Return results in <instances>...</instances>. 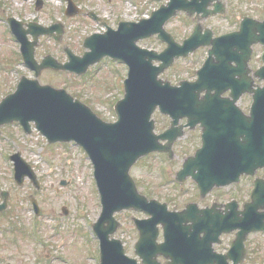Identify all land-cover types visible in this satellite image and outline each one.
I'll use <instances>...</instances> for the list:
<instances>
[{
    "label": "water",
    "instance_id": "1",
    "mask_svg": "<svg viewBox=\"0 0 264 264\" xmlns=\"http://www.w3.org/2000/svg\"><path fill=\"white\" fill-rule=\"evenodd\" d=\"M211 4L213 9L208 8ZM181 10L204 18L223 13L224 7L219 0H169L148 19L119 22L116 30L86 37L84 47L89 51L79 57L67 50L68 61L63 64L50 56L44 57L40 64L35 62L34 45L40 34H50L47 28L13 27L22 42L24 61L35 70L36 77L43 68L82 74L103 56L128 65L124 96L114 106L117 117L114 122L103 121L66 90L42 85L37 78L21 77L15 92L0 102V125L18 121L29 130V122L33 121L48 142L75 141L86 151L93 164L103 206L94 225L100 238V264H163L158 256L167 259L164 264H238L244 257L247 232L264 229L256 220L261 217L256 209L264 210L262 181L253 191L252 201L239 215L232 210L222 214L215 208H199L195 203L187 204L181 211H169L166 203L148 199L138 192L129 174L134 162L149 152L166 151L171 156L173 142L182 135L183 125L177 124L183 117L187 119L185 126L200 123L202 144L193 156L184 159L176 178L181 181L191 176L201 196L214 186L231 183L240 174H253L264 166V84L253 88L245 67L252 46L261 44L263 64L255 74L264 80V18L245 17L237 31L218 37H212L209 28L202 32L197 23L191 35L179 44L163 25ZM76 11L70 1L68 14ZM27 32L33 35L32 42L26 40ZM154 33L167 44L162 52L136 44L138 39ZM199 46L211 47L196 80H183L173 86L157 78L174 58L186 57ZM152 60L161 63L156 66ZM236 74L239 77L235 78ZM227 89L231 90V99L221 96ZM244 92L252 96L248 114L242 113L234 103ZM156 107L171 119L169 127L159 134L154 132L155 123L151 118ZM160 139L167 142L162 144ZM127 208L140 209L149 215L147 219H133L139 230L135 253L140 263L124 255L121 242L112 237L118 226L114 212ZM158 223L164 236V241L159 243ZM237 228L240 231L227 254L215 253L212 246L220 242L221 233Z\"/></svg>",
    "mask_w": 264,
    "mask_h": 264
},
{
    "label": "rangeland",
    "instance_id": "2",
    "mask_svg": "<svg viewBox=\"0 0 264 264\" xmlns=\"http://www.w3.org/2000/svg\"><path fill=\"white\" fill-rule=\"evenodd\" d=\"M35 1L0 0V63L7 60L11 62L17 53L8 31L3 28L7 15H13L16 19L22 18L26 23L35 21L43 25L55 23L56 19L63 20L62 45L51 37L41 36L35 48L37 60L49 53L59 61H64L66 56L62 50L63 45L69 46L74 53L80 55L84 50L83 39L92 32L103 30V27L88 14L64 15L61 6H65L66 0H42L39 7L34 5ZM72 1L84 11L92 10L106 20L109 26H114L118 19L138 20L139 17L157 9L160 4H165L167 0ZM220 2L225 10L223 16L215 14L199 20L201 26L211 28L214 35L236 29L243 16L257 19L264 16V0ZM194 24V16L188 17L184 12H180L169 19L165 28L181 42L183 38L189 36ZM138 43L156 50L165 46L155 36L139 40ZM259 50L257 46L253 48L255 60ZM205 54V48L199 47L186 59L175 60L163 76L173 84L181 79L190 78L193 70L205 58ZM16 64L7 65L4 67L6 69L0 70V99L15 89L18 75L33 76L32 72L19 61ZM88 71L84 76L77 77L67 72L43 70L39 80L43 84L63 87L88 104L101 118L113 120V104L123 95L122 79L126 75V66L117 61L106 60L92 66ZM249 101L250 98L244 96L239 105L248 108ZM153 117L157 132L166 127L167 120L161 114L156 112ZM2 131L0 185L10 189L12 205L10 212L0 215V264H97V261L92 259L96 258V243L85 223L92 224L101 207L92 175L93 167L84 151L71 142L48 144L34 129L28 135H25L17 125L5 126ZM198 140L197 133L186 132L174 144V156L171 160L159 153H152L138 160L130 172L139 191L148 197L167 202L170 209L181 208L192 200L201 204L210 201L213 194H208L200 200L190 180H185L181 184L174 183L175 172L180 168L183 158L192 152ZM15 151H19L31 164L37 176L38 189L32 190L27 181L21 186L13 183L10 178L11 163L6 156ZM29 195L35 198L39 206L35 227L31 225L32 208L29 207L27 199ZM143 215L142 212L134 210H124L116 214L121 226L114 236L121 239L126 253L130 256H135L134 243L137 239L131 216ZM230 240L227 235L224 236L216 250L224 251ZM246 247L248 251L243 264H264V234L250 235Z\"/></svg>",
    "mask_w": 264,
    "mask_h": 264
},
{
    "label": "flooded vegetation",
    "instance_id": "3",
    "mask_svg": "<svg viewBox=\"0 0 264 264\" xmlns=\"http://www.w3.org/2000/svg\"><path fill=\"white\" fill-rule=\"evenodd\" d=\"M84 13H86V12H84ZM11 16H13V15H7L4 20L7 21V23H9L8 22V18L11 17ZM60 44L62 45V40H61ZM257 48H258V46H257ZM16 52L17 53L12 57V59H11L12 61L11 62H9V60L6 61L7 64H10L11 66H13V65L16 64L17 61H19V57H20L19 56V52H18V50ZM260 64H261V57L260 58L257 57V59L255 60L254 57H253V54H252L251 58H250V60L248 62L249 67L251 69H254V68L256 69ZM227 94L228 93H225L224 96H227ZM243 98H244V96L241 97V100ZM238 105H239V103H238ZM239 107L244 112H248V109H246L245 107H241L240 105H239ZM164 118L168 121L167 122V126H168L169 119L166 116ZM180 122L181 123H185L186 120L182 119V120H180ZM8 125H15L16 126L17 124H7V125H4L3 127H1L0 136H3L2 129L5 126H8ZM20 130H21V128H20ZM186 132L197 133L198 138L200 137V127L198 125L194 126L191 129H186L185 128V133ZM199 145H200V138L198 140V143H196L193 146L192 152L189 153V154H193ZM9 159H10L12 165H13V168L17 169V170L15 169L17 172H16V180H14L15 178L13 179L14 184L16 186H21L25 181H27L29 183V185H30V188L32 190H35L36 182L31 177L29 169L24 164L21 163L20 156L11 155ZM263 170H260V169L257 170V173L255 175H253V176L241 175L237 182L231 183L229 185H225V186H223L221 188H218V189H213L210 192V194H213L212 199H210V201H208L206 203H203V204H201L199 202L200 206L201 207L210 206L213 202H215L216 204L219 205L218 207L221 209L222 212L227 210L229 207L234 208L236 210L238 209L239 211L242 210L244 203L249 198V190L253 186L254 178L256 176H260V174H262ZM27 199H28L29 207H35V198L33 196L29 195ZM11 205H12V193L10 192V189L4 188V187H2L0 185V215L3 216V215H6L8 212H10ZM252 234H254V233H250L247 236V238H248L247 241L249 240V237ZM226 235L230 239L233 238L232 234H225V235H223V237L226 236ZM246 254H247V252H246Z\"/></svg>",
    "mask_w": 264,
    "mask_h": 264
}]
</instances>
